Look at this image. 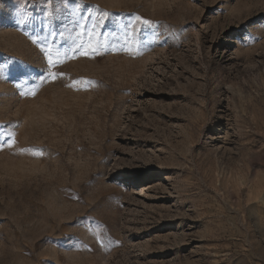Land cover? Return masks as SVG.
Instances as JSON below:
<instances>
[{
  "label": "rangeland",
  "instance_id": "374dc122",
  "mask_svg": "<svg viewBox=\"0 0 264 264\" xmlns=\"http://www.w3.org/2000/svg\"><path fill=\"white\" fill-rule=\"evenodd\" d=\"M0 70V264H264V0H0Z\"/></svg>",
  "mask_w": 264,
  "mask_h": 264
},
{
  "label": "snow or ice",
  "instance_id": "6c2138e0",
  "mask_svg": "<svg viewBox=\"0 0 264 264\" xmlns=\"http://www.w3.org/2000/svg\"><path fill=\"white\" fill-rule=\"evenodd\" d=\"M48 3L51 4V0H48ZM65 7H68V6L65 5ZM109 15H110V13H107V12L102 13L103 18H107ZM135 21L137 23L142 24V25L147 26V27L152 26L151 21H149L148 19H144L140 16H136ZM19 22H23V20H21ZM77 27H78V29H80V31H78L76 34V40L74 41V47H72L69 51H67L65 53H60L59 51H57V59L56 60H54L52 58V50H51L50 46L46 49H41L46 54L47 63H48V69L47 70L49 72V77H50L52 82H55L57 76L59 75L58 72L52 71V69L57 68L58 65L60 64L59 57L61 55H63L65 58H67L70 56L74 57V56H76L77 53H79V55L82 57L94 58L96 56L102 55V53L100 51L101 47H105V48L108 47L107 41H105L103 44H101V42L98 39L95 41L92 39L93 32H94V29L96 27L95 24H93L92 29L88 30V32H87L88 39L86 41L81 39L85 35V32L83 31V29H85L86 25L82 22L77 21ZM129 27H131V26H129ZM53 35H55V34H53ZM60 35H61V37H63L64 34L60 33ZM96 35L98 36L99 34L97 33ZM132 35H133L132 32L126 33V37L124 39V48H123V50L130 55L133 52V44L135 43V41L132 39ZM32 42L34 44L36 43L35 38H33ZM113 50L115 51V49H113ZM136 51L138 52L139 49L137 48ZM0 71H2V70H0ZM44 79L45 78H41L42 83L44 82ZM38 87H39V85H36L29 93H21V95L35 96L36 88H38ZM14 144H15V133L14 132L0 134V151H3L5 148L11 149L14 146ZM33 155H39V153H33ZM96 239H97V244H99L102 248H105L106 250L111 249L112 241H109L108 244L105 245L101 239H99L98 237ZM117 246H119V244H117ZM77 250H80V249H77Z\"/></svg>",
  "mask_w": 264,
  "mask_h": 264
}]
</instances>
